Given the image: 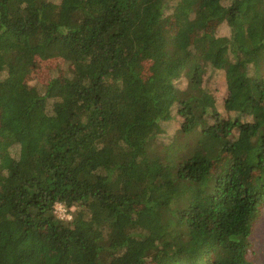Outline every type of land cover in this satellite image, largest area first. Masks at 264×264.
<instances>
[{"label": "trees", "instance_id": "trees-1", "mask_svg": "<svg viewBox=\"0 0 264 264\" xmlns=\"http://www.w3.org/2000/svg\"><path fill=\"white\" fill-rule=\"evenodd\" d=\"M263 205L264 0H0V264H254Z\"/></svg>", "mask_w": 264, "mask_h": 264}, {"label": "rangeland", "instance_id": "rangeland-1", "mask_svg": "<svg viewBox=\"0 0 264 264\" xmlns=\"http://www.w3.org/2000/svg\"><path fill=\"white\" fill-rule=\"evenodd\" d=\"M208 31L209 33H215L217 35H227L228 27L225 23H219L217 21H211L206 27H193L190 29L188 36L193 38V36L200 34L202 31ZM176 32V28L173 25H168L165 27V34L172 36ZM69 66L65 63L62 58H52L48 60L37 59L31 72L26 77V84L39 85L47 82L48 79H52L55 76H64L69 74ZM207 87L217 96L218 103L225 97L227 86L224 73L220 70H214L207 73L204 77ZM185 85V83L183 84ZM182 85V86H183ZM178 127V121L172 120L165 124L164 132L160 135L158 142L169 144L175 134V130ZM196 134H190L188 137L180 138L179 143L183 145H193L196 141ZM187 143V144H186ZM189 144V145H188ZM166 146V145H165ZM163 144H157V151L161 155H165L166 148ZM171 151L175 148L167 147ZM174 152V151H173ZM236 155V154H234ZM227 161V159H224ZM222 160V161H224ZM220 161L219 163H221ZM56 214L60 218H69L71 213L63 204L56 205ZM250 245L248 248V258L254 264H264V205L260 208L258 215L254 221L251 235L249 236Z\"/></svg>", "mask_w": 264, "mask_h": 264}, {"label": "built area", "instance_id": "built-area-1", "mask_svg": "<svg viewBox=\"0 0 264 264\" xmlns=\"http://www.w3.org/2000/svg\"><path fill=\"white\" fill-rule=\"evenodd\" d=\"M59 204V203H58ZM61 204V203H60Z\"/></svg>", "mask_w": 264, "mask_h": 264}]
</instances>
